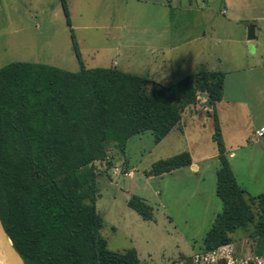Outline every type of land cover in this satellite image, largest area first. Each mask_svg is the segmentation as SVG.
<instances>
[{
  "label": "rangeland",
  "instance_id": "374dc122",
  "mask_svg": "<svg viewBox=\"0 0 264 264\" xmlns=\"http://www.w3.org/2000/svg\"><path fill=\"white\" fill-rule=\"evenodd\" d=\"M64 1L70 27L61 0H0V68L29 62L78 71L71 31L85 68L115 63L123 72L163 85L198 72H232L252 62L244 23L226 20L231 14L223 0H168L171 6L165 8L167 0ZM212 134V115L189 110L183 124L160 142L147 131L130 137L123 154L110 146L106 158L94 162L100 235L109 250L133 248L142 264H171L203 249L222 210L215 195L218 159L197 163L195 172L183 167L162 176L147 173L153 163L183 152L217 154ZM246 135L236 147L227 142L225 154L239 186L256 196L264 192L263 142L255 144ZM131 196L151 207L150 220L127 206ZM251 233L249 225L231 239L253 249Z\"/></svg>",
  "mask_w": 264,
  "mask_h": 264
},
{
  "label": "trees",
  "instance_id": "16d2710c",
  "mask_svg": "<svg viewBox=\"0 0 264 264\" xmlns=\"http://www.w3.org/2000/svg\"><path fill=\"white\" fill-rule=\"evenodd\" d=\"M67 25L68 10L61 0ZM79 70L12 62L0 68V220L24 264H142L135 249L111 251L100 235L97 174L92 165L114 146L150 132L160 142L179 126L183 111L207 93L219 168L215 195L222 203L203 249L233 242L252 225L255 253H264V192L248 195L225 154L215 105L224 73L198 72L163 85L116 67L85 68L74 36ZM188 152L152 164L148 176L190 167ZM127 206L144 220L151 207L137 196ZM256 209V213L253 211Z\"/></svg>",
  "mask_w": 264,
  "mask_h": 264
},
{
  "label": "crops",
  "instance_id": "0c3cea01",
  "mask_svg": "<svg viewBox=\"0 0 264 264\" xmlns=\"http://www.w3.org/2000/svg\"><path fill=\"white\" fill-rule=\"evenodd\" d=\"M166 4H163L164 8L171 6L168 0ZM223 4L231 14V17L226 18L227 21L244 23V41L248 44V53L252 57V62L241 69L224 73L222 98L215 105L221 136L225 147L227 142L232 145L231 147H236L241 144L239 139L248 132V140L254 139L255 144L263 142L261 147L264 157V139H256L254 135L257 129L264 126V0H223ZM251 25L254 27V39L247 40V28ZM111 67H116V64L113 63ZM227 79H229L228 88ZM200 103L201 100L197 99L195 105L188 106L183 111L178 127L183 124L189 110H202L206 115L211 111L200 108ZM189 153L192 159L189 168L193 172L198 169L197 163L217 159V154L202 153L194 157L191 152ZM234 177L236 179L235 174ZM244 191L247 193L245 189Z\"/></svg>",
  "mask_w": 264,
  "mask_h": 264
},
{
  "label": "built area",
  "instance_id": "2783aa9c",
  "mask_svg": "<svg viewBox=\"0 0 264 264\" xmlns=\"http://www.w3.org/2000/svg\"><path fill=\"white\" fill-rule=\"evenodd\" d=\"M254 135L256 139H264V126L257 129ZM130 175V172H123L125 178ZM171 264H264V253L258 254L249 247L242 248L229 242L212 249H201Z\"/></svg>",
  "mask_w": 264,
  "mask_h": 264
},
{
  "label": "water",
  "instance_id": "95a60500",
  "mask_svg": "<svg viewBox=\"0 0 264 264\" xmlns=\"http://www.w3.org/2000/svg\"><path fill=\"white\" fill-rule=\"evenodd\" d=\"M247 40H253L254 39V27L251 25L247 28ZM197 99L203 100V102L200 103V108H206L208 110L211 109V104L208 99L207 93H200L197 95ZM0 263L1 264H24L23 260L19 256V254L16 252V250L13 248L11 241L2 225V222L0 220Z\"/></svg>",
  "mask_w": 264,
  "mask_h": 264
},
{
  "label": "bare ground",
  "instance_id": "6f19581e",
  "mask_svg": "<svg viewBox=\"0 0 264 264\" xmlns=\"http://www.w3.org/2000/svg\"><path fill=\"white\" fill-rule=\"evenodd\" d=\"M1 244V243H0ZM1 264V263H0Z\"/></svg>",
  "mask_w": 264,
  "mask_h": 264
}]
</instances>
